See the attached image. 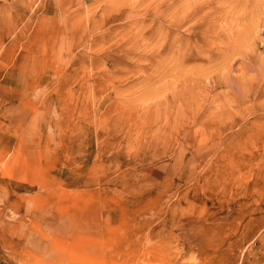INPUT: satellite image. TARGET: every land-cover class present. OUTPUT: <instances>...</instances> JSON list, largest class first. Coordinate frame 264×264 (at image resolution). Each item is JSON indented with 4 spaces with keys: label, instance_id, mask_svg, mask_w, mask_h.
I'll list each match as a JSON object with an SVG mask.
<instances>
[{
    "label": "rangeland",
    "instance_id": "rangeland-1",
    "mask_svg": "<svg viewBox=\"0 0 264 264\" xmlns=\"http://www.w3.org/2000/svg\"><path fill=\"white\" fill-rule=\"evenodd\" d=\"M0 264H264V0H0Z\"/></svg>",
    "mask_w": 264,
    "mask_h": 264
},
{
    "label": "bare ground",
    "instance_id": "bare-ground-1",
    "mask_svg": "<svg viewBox=\"0 0 264 264\" xmlns=\"http://www.w3.org/2000/svg\"><path fill=\"white\" fill-rule=\"evenodd\" d=\"M158 7H159V6H158ZM148 8H149V5H148ZM150 8H151V7H150ZM203 10H204V9H203ZM203 10H202V11H203ZM148 23H149V22H148Z\"/></svg>",
    "mask_w": 264,
    "mask_h": 264
}]
</instances>
